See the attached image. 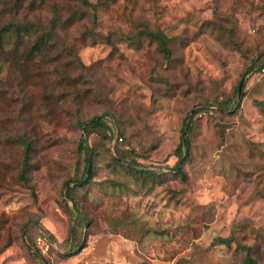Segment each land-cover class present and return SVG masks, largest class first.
I'll use <instances>...</instances> for the list:
<instances>
[{"label":"rangeland","instance_id":"374dc122","mask_svg":"<svg viewBox=\"0 0 264 264\" xmlns=\"http://www.w3.org/2000/svg\"><path fill=\"white\" fill-rule=\"evenodd\" d=\"M142 23L171 38L170 61L146 40L114 35L110 43L80 45L73 39L83 28L69 32L67 42L94 72L92 89L63 78L60 71L76 73L65 61L0 53V61L7 58L0 71V264H240L235 245L212 246L213 238L235 228L257 243L240 224L264 228V117L252 102L264 99V72L245 76L239 109L233 89L249 59L264 51V0H114L99 10L97 29L128 33ZM102 114L111 135L89 136L94 173L74 193L89 219L83 226L61 187L83 166L76 121ZM188 115L192 148L179 163L182 181L171 173ZM117 121L126 135L118 140L121 161L166 174L163 180L136 179L112 160ZM21 137L35 151L25 184L16 178ZM26 223L49 251L27 250ZM70 238H82L80 249L59 257Z\"/></svg>","mask_w":264,"mask_h":264},{"label":"trees","instance_id":"16d2710c","mask_svg":"<svg viewBox=\"0 0 264 264\" xmlns=\"http://www.w3.org/2000/svg\"><path fill=\"white\" fill-rule=\"evenodd\" d=\"M114 0H0V53L5 54L10 60L15 61L16 55H22L25 58L38 56L44 62L65 61L69 66L76 69L75 74H67L65 71H60V74L67 81H81L88 84L87 89H92L91 79H93L94 72L91 73V67L86 65L81 60L76 43L67 42L66 38L70 31L77 26L83 29L79 36L75 37L73 41L84 45L87 43H95L103 41L110 43L114 35L119 38L129 40L131 42H140L146 40L150 44H154L155 49L160 53L164 60L170 61L172 57V48L170 46L171 38L159 26L150 27L146 23H142L135 32L123 33L119 31L108 30L102 32L97 29L98 12L99 10L113 4ZM45 12L48 15H42ZM89 25H86L87 22ZM63 57L61 60L59 58ZM7 62V58L0 61V71ZM56 63V62H55ZM264 72V51L260 52L257 57H251L245 64L244 70L240 74L238 85L233 89V92L239 95L238 100L233 102L236 109H239L242 99L246 95L245 85L247 74ZM240 90L238 91V88ZM98 95L104 96L100 89H97ZM94 91V89H93ZM106 99V97H105ZM253 104L264 117V99H252ZM224 105L223 107H227ZM195 110L194 113H197ZM105 115L107 113L104 112ZM102 115H95L87 119H79L76 125L81 130L82 134L77 142L78 151L83 156V166L76 176L68 179L62 183L61 189L64 190V200L71 201L74 208V214L77 215L78 220L83 226L89 222L85 212V207L82 202L75 196V190L86 185L94 173V157L97 155L94 147L88 144V138L91 134H99L103 137H110L111 126L108 120L102 118ZM121 122L117 121L118 134H116V155L112 156V160L130 170L131 176L136 179H152V181L159 179L163 180L166 174H158L143 166L137 167L136 164L122 162L123 159L119 154L118 140L123 141L126 137ZM193 118L186 116L181 128L180 141L174 149V154L178 160L172 167L175 170L171 176L178 177L182 181H186V174L179 164L180 161H185L190 155L192 148L191 134L193 131ZM20 143L22 145L21 160L17 165L16 178L23 184L28 181V172L32 165V158L35 151L33 150V142L21 137ZM133 154V150L130 152ZM134 162V161H133ZM135 165V166H134ZM79 161L76 162V170H79ZM161 175V176H160ZM30 188L32 186H29ZM33 194V191L31 190ZM28 224L22 226V232L27 237V250L33 255H40L42 252L36 247L34 238L38 235L27 231ZM235 226V224H234ZM238 227V226H235ZM241 229L250 227L251 232L255 234L254 242H247V238H242V235H235L234 231L225 236H216L213 238L211 245L221 244L226 247L235 245L234 251L240 255V264H264V228H256L255 226H247L240 224ZM73 230L70 232V235ZM82 245V238L71 239L67 246L61 250H57V255L65 258L77 253ZM49 251V249H48ZM46 253V252H45ZM188 260L179 259L175 264H186Z\"/></svg>","mask_w":264,"mask_h":264},{"label":"built area","instance_id":"2783aa9c","mask_svg":"<svg viewBox=\"0 0 264 264\" xmlns=\"http://www.w3.org/2000/svg\"><path fill=\"white\" fill-rule=\"evenodd\" d=\"M34 241H35L36 247L39 248L42 253L47 252L48 249L50 248L49 242L47 241V239L42 234H38L34 238Z\"/></svg>","mask_w":264,"mask_h":264},{"label":"water","instance_id":"95a60500","mask_svg":"<svg viewBox=\"0 0 264 264\" xmlns=\"http://www.w3.org/2000/svg\"><path fill=\"white\" fill-rule=\"evenodd\" d=\"M240 90V87L238 88V91Z\"/></svg>","mask_w":264,"mask_h":264}]
</instances>
